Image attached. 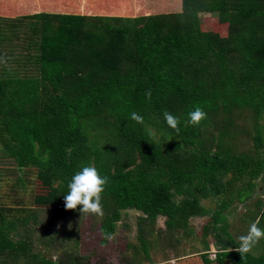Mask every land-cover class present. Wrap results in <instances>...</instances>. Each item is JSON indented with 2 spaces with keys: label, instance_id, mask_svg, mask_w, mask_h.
<instances>
[{
  "label": "trees",
  "instance_id": "1",
  "mask_svg": "<svg viewBox=\"0 0 264 264\" xmlns=\"http://www.w3.org/2000/svg\"><path fill=\"white\" fill-rule=\"evenodd\" d=\"M37 1L12 0L13 9H9L17 18L47 21L41 25L36 67L33 65L35 77L0 76V124L7 131L5 148L20 159L18 164L25 165L27 160H22L21 155L33 150L37 142L39 154L47 155L46 160L54 166L61 165L71 177L82 166H95L101 176L107 177L104 188L111 190L122 209L142 211L152 220L161 216L168 221L174 220L177 212H180V221L195 211V216L204 212L210 219L204 229L210 228L216 247L214 259L203 255L205 264L214 260L219 264H264V239L261 255L248 253L241 257L235 250L239 245L238 235L229 231L224 214L235 198L243 203L250 197L255 182L245 190L229 192L228 197L222 199L229 191L230 182H224L226 176L234 172L237 179L248 175L251 181H256L264 176V157L243 152L234 154L231 147L225 148L221 139L227 135V128H218L213 119L219 109L230 113L231 105L252 108L258 114L264 111V0ZM89 8H94L91 11L95 14L67 12L68 9L86 11ZM150 10L154 13L147 12ZM131 11H139L138 16L125 17ZM201 13L211 15L217 25H226L232 39L227 42L202 32ZM100 18L118 20L122 24L110 27V40L97 36L98 40L94 38L93 42L84 43L80 22ZM132 54L147 64V61L152 63L149 77L155 79V84H151V99L146 98V90L140 88L141 78L148 70H141L137 62L132 67L129 62ZM122 66H126L123 72ZM70 90H76L77 98H72ZM173 95L176 102L170 100ZM154 97H159L160 101L153 100ZM164 102V111L173 115L182 111L180 131L174 132L195 150H200V155L193 156L186 170L179 168L175 159L161 158L159 149L150 143L147 134L137 132L140 124L134 120L126 121L123 130L117 133L118 148L110 150L92 146L84 131L85 121L99 122L102 110L141 115L150 104V112L158 114L163 112ZM177 103L180 110L176 108ZM197 106L206 113V119L193 126L188 123V113ZM10 141L16 143L19 150L11 146ZM256 141L259 151V147H263L260 133ZM120 148L126 150L119 151ZM212 148L217 151H208ZM126 151L139 152L143 166L138 164L128 170L120 166L112 171L107 165L110 156L114 154L116 161ZM153 156L161 159L152 162ZM47 167L38 177L50 189L48 199L54 204H64L60 194L63 189L66 191L71 178L61 175L64 184L54 187L56 174L50 170V165ZM196 172L205 174L211 184L202 198L214 202L217 198L218 205L215 210H204L197 198V202H190L195 211L192 209L191 214H185L172 204L169 192L172 185L178 188L179 194L186 192L189 187L183 182L192 180ZM261 189L264 193V187ZM257 207V213H242L237 221L247 215L251 223L254 222L261 215L264 202L260 200ZM4 223L2 219L0 264H5L9 257H16L19 247L3 230ZM258 226L264 228V217Z\"/></svg>",
  "mask_w": 264,
  "mask_h": 264
},
{
  "label": "rangeland",
  "instance_id": "2",
  "mask_svg": "<svg viewBox=\"0 0 264 264\" xmlns=\"http://www.w3.org/2000/svg\"><path fill=\"white\" fill-rule=\"evenodd\" d=\"M37 2L39 3V1ZM12 6V0H0V76L8 74L20 78L35 77L36 64L34 62H36L39 53L41 25L47 21L40 18L38 21L23 19V17L17 18L18 15H13V11L9 10ZM89 9L86 11L68 9L67 12L95 14L94 11H91L94 8ZM139 11H131L125 17L135 18ZM147 12L154 13L151 10ZM199 19L202 32L211 33L227 42L232 39L227 26L217 25V21L211 15L201 13ZM49 22L55 26L52 19ZM80 23L82 30L77 27V31L80 30L82 35L80 36L84 43L93 42L94 38L98 40L97 36H101L104 40H110V27L122 24L118 20L106 18L86 19ZM130 57L129 62L133 64L132 67L137 62L140 63L141 70L144 68L145 71L148 70L141 78L140 88H143V91H152L151 84H155V79L149 77L152 72L151 61H147V64L135 54ZM32 58L35 59L32 60ZM125 69L126 66H122L121 72ZM75 91L70 90L72 98H77ZM154 99L158 100L159 97H154ZM170 100L176 102L175 96L173 95V99ZM176 105V108L180 110L178 107L180 104ZM147 106L141 113L144 123L140 124V129L137 132L140 131L139 133L143 135L147 134L150 143L159 149L161 158L167 156L169 159H175L177 166L186 170L185 167L191 165L189 162L193 156L200 155V150L197 151L192 145L185 143L174 132V129L168 127L163 115L167 111H164L163 108L165 102L162 105L163 112L158 114L150 112V104ZM229 110L230 113L219 109L213 118L215 126L227 128V135L221 139L224 142L223 146L231 147L230 151L234 154L243 152L259 158L264 157V111L258 114L255 109L235 105H231ZM180 112L182 111L180 110ZM180 112L174 116L179 118ZM131 113L130 111L105 109L100 113L99 122L87 119L84 131L88 135L89 142L93 143L92 146L99 150L118 148L117 133L127 120H132ZM260 125L261 127H259ZM153 130L155 137L149 135ZM210 131H213L212 127H210ZM259 133L263 147H259L258 151L256 150L259 146L256 136ZM0 137H3L0 138V215L5 220L2 228L9 238L19 246L17 256L9 257L5 264H48L47 262L52 264H150L151 261L157 264H204L203 255L212 259L216 257L214 254L216 247L211 249V244L215 242L213 234L209 227L207 230L204 229L210 219L204 212L195 216L196 211L190 203L195 200L197 202L198 198V203L200 202L199 204L205 208L204 210L216 209L217 198L215 202L202 198L211 187L205 174L196 172L192 180L184 181V186L189 188H186L187 191L182 194L177 192L178 188L175 185H172L169 193L172 195L171 202L176 209L178 211L181 209V212L184 211L185 214L188 212L191 214L192 209L195 211L193 215L181 218V221L179 220L180 212L177 211L174 220L168 221L165 217L157 216L152 220L142 211L122 209L119 207L117 197L113 196L109 188H104L101 193L103 216H97L80 212V206H77L76 210H66L64 204H54L49 201L50 189L41 183L38 173L48 169L47 165H50V170L56 174L52 183L54 187L64 184L62 176L65 179L72 177L70 173H67L68 171L65 173L61 165L54 166L52 162H48L47 155L39 154L37 142L36 147L28 154L20 153L22 160L26 159L28 162L21 167L18 164L20 159L5 148L7 131L2 128L1 124ZM10 145L19 150L16 148V143L10 141ZM123 149L120 148L119 151ZM208 151L215 152L217 150L212 148ZM122 154H124L123 159L115 161L114 154L108 159L107 165L111 167L112 171L120 166H123L124 170L133 169L138 164L143 166L139 152L130 154L126 151ZM37 155H39L38 159H36ZM161 158L153 156L152 162L159 161ZM235 175L234 172H230L224 179V182H230V185L229 191L222 199H226L229 192L237 193L247 189V186L252 182L256 184L245 202L240 203L235 198L231 207L224 212L229 231L238 235L237 238H239L247 232L251 219L246 215L241 216L237 221L238 215L242 212L257 213V203L260 200L264 202V193L261 189L264 187V176L261 175L262 177L257 179L258 181H251L248 175L239 179ZM65 188L66 191L63 189V193L60 194L63 200L64 195L69 191L68 186ZM2 219L0 218V225ZM203 231H208L212 235H205ZM262 245L263 240L261 239L253 248V253L261 252ZM184 254L190 255V258L187 260L177 259L176 261L177 256Z\"/></svg>",
  "mask_w": 264,
  "mask_h": 264
},
{
  "label": "clouds",
  "instance_id": "3",
  "mask_svg": "<svg viewBox=\"0 0 264 264\" xmlns=\"http://www.w3.org/2000/svg\"><path fill=\"white\" fill-rule=\"evenodd\" d=\"M145 96L151 99V92L146 91ZM163 115L168 127L174 129L178 134L180 131L179 118L169 112H164ZM131 119L139 124L144 123L143 116L136 112L131 113ZM204 119H206V113L198 106L188 113V123L193 126H198ZM149 135L155 137V131H151ZM106 183L107 177L101 176L95 166H82L72 176L68 184L69 191L64 195L65 209L76 210L77 206H80V212L103 216L101 193L104 191ZM262 217H264V209L261 210V215L250 224L248 232L238 238L239 245L235 250L240 253L241 257L250 253L255 245L264 239V229L258 226Z\"/></svg>",
  "mask_w": 264,
  "mask_h": 264
},
{
  "label": "crops",
  "instance_id": "4",
  "mask_svg": "<svg viewBox=\"0 0 264 264\" xmlns=\"http://www.w3.org/2000/svg\"><path fill=\"white\" fill-rule=\"evenodd\" d=\"M101 14H107V13H101ZM108 15V14H107ZM242 213H244V212H242ZM242 213H240V214H242ZM239 214V215H240ZM239 215H238V217H237V220L239 219ZM249 229V228H248ZM247 232H248V230H247ZM246 232V233H247ZM246 233H244V234H246ZM210 246V245H209ZM215 247V243L213 242L212 244H211V249L213 250V248ZM253 250V249H252ZM250 253H252L253 255H255V256H259V255H261L263 252L261 251V252H257V253H253V251L252 252H250ZM174 258V257H173ZM188 258H190V255H186V254H184L183 256L182 255H179V256H177L175 259H176V261H177V259L179 260V259H183V260H187ZM150 264H157V263H155V262H153L152 263V261H151V263ZM205 264V263H204ZM209 264H219V263H217V262H211V263H209ZM224 264H230V263H228V262H225Z\"/></svg>",
  "mask_w": 264,
  "mask_h": 264
}]
</instances>
